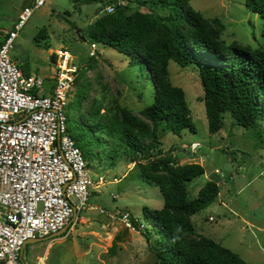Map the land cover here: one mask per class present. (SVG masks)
I'll return each instance as SVG.
<instances>
[{
    "label": "rangeland",
    "instance_id": "rangeland-1",
    "mask_svg": "<svg viewBox=\"0 0 264 264\" xmlns=\"http://www.w3.org/2000/svg\"><path fill=\"white\" fill-rule=\"evenodd\" d=\"M188 2L201 17L217 19L212 26L225 45L264 49L263 20L245 6V0ZM114 4L125 14L148 12L133 1L118 0ZM31 5L32 0H0V39L13 29L23 8ZM105 5L46 0L25 21L8 52L21 68L44 78L46 89L54 72L51 53L60 47L69 50L74 62L83 68L69 94L68 125L81 131L76 121H94L87 133L92 155L87 167L95 184L89 188L86 205L72 214L62 234L28 242L26 255L43 256L44 264H163L155 256L163 237L143 215L144 207L161 208L163 198L159 187L145 176L144 167L149 165L148 173L162 174L151 168L153 162L176 155L177 165L195 163L204 168L203 174L187 183L188 198H194L207 180L219 186L214 201L191 216L195 234L187 239L203 235L248 264H264V126L242 127L225 112L223 127L210 133L196 66H180L170 60L169 81L184 90L194 130L186 127L178 135L160 125L156 146L139 161H132L125 141L132 140L139 125L146 130L139 136L140 142L147 144L153 137L152 124L141 111L153 101L154 87L142 61L132 62L108 45L95 42L96 56L90 58L89 44L93 40L89 33L105 14ZM42 28L46 29L45 37L35 41ZM79 89L84 95L77 103L74 99ZM192 142L199 143L195 150L190 148ZM100 179L102 183H98ZM70 199L77 203L74 197ZM124 210L145 228L128 229L120 219ZM145 229L151 233L149 240L143 235Z\"/></svg>",
    "mask_w": 264,
    "mask_h": 264
},
{
    "label": "trees",
    "instance_id": "trees-1",
    "mask_svg": "<svg viewBox=\"0 0 264 264\" xmlns=\"http://www.w3.org/2000/svg\"><path fill=\"white\" fill-rule=\"evenodd\" d=\"M117 1L84 0V3L104 2L107 5ZM128 1L146 7L148 12L125 14L115 4L112 13H105L94 22L89 37L92 42L114 48L132 62L142 61L150 72L153 101L141 112L152 124L153 137L147 144L140 142L138 138L146 130L139 125L141 127L132 140L125 141L132 161H139L156 146L158 126L163 125L178 135L186 127L194 130L184 90L169 81L170 60L180 66H196L210 133H216L223 127L225 112H229L236 124L242 127L252 128L260 123L264 126V49L225 45L212 26L217 24V19L201 17L188 0ZM245 6L263 20L264 38V0H245ZM45 30L42 28L37 32L35 41L45 37ZM82 68H78L75 81ZM22 70L27 74L24 68ZM83 95L84 91L79 89L74 100L79 103ZM69 101L66 107L67 131L88 166L87 159L92 155L87 133L94 121L89 124L76 121L81 125V131H77L79 128L76 126L71 128L68 125ZM151 168L162 172L148 173L149 165L144 167L145 176L159 187L163 204L153 210L144 207L143 215L164 239H160L161 246L155 250V256L163 264H248L238 254L209 237L198 235V239H187L195 234L191 216L211 204L219 193L218 184L207 180L194 198H188L186 185L204 173L202 165H177L176 155H170L153 162ZM133 222L140 231L138 221ZM143 235L149 240L151 233L145 229Z\"/></svg>",
    "mask_w": 264,
    "mask_h": 264
},
{
    "label": "built area",
    "instance_id": "built-area-1",
    "mask_svg": "<svg viewBox=\"0 0 264 264\" xmlns=\"http://www.w3.org/2000/svg\"><path fill=\"white\" fill-rule=\"evenodd\" d=\"M45 1L24 7L0 42V264H44L43 256L24 261L26 241L60 230L86 205L95 184L67 131L68 96L79 68L74 56L64 47L51 53L54 72L44 89V78L24 73L8 55L18 31ZM114 10V3L104 7L105 13ZM89 49L96 56L95 42ZM120 219L130 230H136L133 220L140 230L146 226L126 210Z\"/></svg>",
    "mask_w": 264,
    "mask_h": 264
},
{
    "label": "water",
    "instance_id": "water-1",
    "mask_svg": "<svg viewBox=\"0 0 264 264\" xmlns=\"http://www.w3.org/2000/svg\"><path fill=\"white\" fill-rule=\"evenodd\" d=\"M49 61H50L51 63L53 62V60H52L51 57H50V60H49ZM190 153H191L190 151H186V154L189 155ZM75 213H76V211L74 210V215H75ZM67 226H68V223H67L66 225H64L60 230L56 231L55 233H52V234L47 235V236H44V237H37V238H35V239H29L28 241H26V243H28V242H33V241H40V240H44V239H46V238H50V237H54V236H58V235L62 234V233L66 230ZM26 243H25V245H26ZM25 245H24V248H25Z\"/></svg>",
    "mask_w": 264,
    "mask_h": 264
},
{
    "label": "crops",
    "instance_id": "crops-1",
    "mask_svg": "<svg viewBox=\"0 0 264 264\" xmlns=\"http://www.w3.org/2000/svg\"><path fill=\"white\" fill-rule=\"evenodd\" d=\"M27 73H29L28 71H27ZM201 186H199L198 188H200ZM200 219V218H199ZM34 242V241H33ZM26 245H27V243H26ZM26 245H25V247H26ZM22 258L24 259V261L25 262H28V263H34V260H35V258H36V256H33V255H31L30 257H28L27 255H26V250H25V248L23 249V253H22Z\"/></svg>",
    "mask_w": 264,
    "mask_h": 264
}]
</instances>
